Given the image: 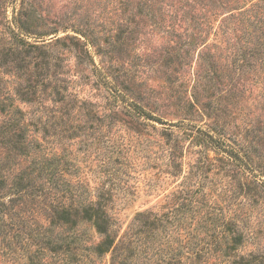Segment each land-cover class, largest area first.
<instances>
[{
	"label": "rangeland",
	"instance_id": "1",
	"mask_svg": "<svg viewBox=\"0 0 264 264\" xmlns=\"http://www.w3.org/2000/svg\"><path fill=\"white\" fill-rule=\"evenodd\" d=\"M90 201L109 251L44 232ZM0 202L11 235L76 247L20 264H264V0H0Z\"/></svg>",
	"mask_w": 264,
	"mask_h": 264
},
{
	"label": "trees",
	"instance_id": "2",
	"mask_svg": "<svg viewBox=\"0 0 264 264\" xmlns=\"http://www.w3.org/2000/svg\"><path fill=\"white\" fill-rule=\"evenodd\" d=\"M136 109V113L139 115L144 116V111L141 107L134 105ZM140 110V111H139ZM198 135H203L204 132H202L201 129L196 130ZM212 141L213 139L209 137ZM231 150H228L229 152L235 153V148L231 146ZM108 204L103 203L101 201H90L89 203H59L52 207V214L50 216L49 225L44 226V232L51 231V227H60L63 228L65 226H68L70 229H73L75 227H79L81 224L91 225L95 228L96 233L102 237L101 240H99L96 245L94 246V249L96 250L98 255H101L104 252L109 251V249L114 245L115 240L111 238V234L116 231L115 225L117 224V219L113 218L108 211ZM9 206H7L4 203L0 202V210L2 212H5L8 209ZM141 215V213L139 214ZM146 217V216H145ZM160 216L151 214L146 217V220L144 221L145 227H153L158 221H160ZM136 221H140L139 218H136ZM8 223L0 218V236H2V240L7 244L8 249L10 251H5L2 249V255H9L10 259L13 260L14 263L12 264H20L16 261L15 257H12L11 254L15 253L16 250L12 247V244H20V250L24 253H22V257L26 253H28L31 245H45V248L48 251H55L57 252L58 249L62 250L65 249L68 252L72 251L76 247L72 246L73 241L66 240L64 244L58 243L53 241L52 239L46 238L47 236H43L42 234H38L35 232L34 235H32L33 231H36L38 228H31V231L29 232L27 230L28 237H23V234L19 231L18 233H15L14 235H11L9 231L6 229L8 227ZM232 230V229H231ZM43 232V233H44ZM233 232V230H232ZM233 234V233H232ZM239 236H232L233 243H237V238ZM31 239L33 241H31ZM17 240V241H15ZM2 241V242H3ZM11 246V247H10ZM39 249V248H38ZM1 250V249H0ZM46 251L45 249H43ZM32 256H29L30 260H33L35 258H39V250H36ZM5 254V255H4ZM242 260L238 263L236 261H233L232 264H253L258 260L257 258H245L242 257ZM262 260V259H261ZM260 260V261H261ZM17 262V263H15ZM0 264H4L3 261H0Z\"/></svg>",
	"mask_w": 264,
	"mask_h": 264
}]
</instances>
